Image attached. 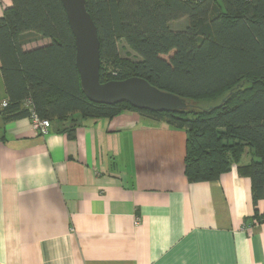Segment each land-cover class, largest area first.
<instances>
[{
  "label": "crops",
  "instance_id": "1",
  "mask_svg": "<svg viewBox=\"0 0 264 264\" xmlns=\"http://www.w3.org/2000/svg\"><path fill=\"white\" fill-rule=\"evenodd\" d=\"M74 119L71 139L0 112V264H264V197L236 164L190 182L184 129L128 109Z\"/></svg>",
  "mask_w": 264,
  "mask_h": 264
},
{
  "label": "trees",
  "instance_id": "2",
  "mask_svg": "<svg viewBox=\"0 0 264 264\" xmlns=\"http://www.w3.org/2000/svg\"><path fill=\"white\" fill-rule=\"evenodd\" d=\"M86 1L98 28L101 81L143 77L186 98L188 107L152 112L126 101L90 100L62 0H12L0 16L3 119L36 113L51 121V129L64 126L73 139L75 115L113 118L138 111L186 131L190 182L217 180L236 164L251 179L256 206L264 197V0ZM173 21L184 22L173 28ZM44 39L48 43L24 48ZM121 42L138 57L122 56ZM206 100L215 102L192 103ZM245 155L250 161H243ZM252 218L262 222L264 214L256 211Z\"/></svg>",
  "mask_w": 264,
  "mask_h": 264
},
{
  "label": "water",
  "instance_id": "3",
  "mask_svg": "<svg viewBox=\"0 0 264 264\" xmlns=\"http://www.w3.org/2000/svg\"><path fill=\"white\" fill-rule=\"evenodd\" d=\"M62 2L75 37L76 64L82 89L90 100L102 104L126 101L137 109L152 112L177 111L188 107L186 98L163 90L143 77L131 76L102 82L98 28L87 9V1Z\"/></svg>",
  "mask_w": 264,
  "mask_h": 264
},
{
  "label": "rangeland",
  "instance_id": "4",
  "mask_svg": "<svg viewBox=\"0 0 264 264\" xmlns=\"http://www.w3.org/2000/svg\"><path fill=\"white\" fill-rule=\"evenodd\" d=\"M184 21H173L172 22V27H176L179 26L181 24H183ZM38 43V42H37ZM119 48H120V53L122 56H129L130 58L136 59L138 56L136 55V53L134 52L133 49H131V47H129L125 42H121V44H119ZM244 84H246V82H243ZM220 99H218L217 101H219ZM215 101L212 100H206V101H201V102H194L192 101V103L194 105L197 106H209L212 105ZM243 161H250V156L249 155H245L243 157Z\"/></svg>",
  "mask_w": 264,
  "mask_h": 264
},
{
  "label": "built area",
  "instance_id": "5",
  "mask_svg": "<svg viewBox=\"0 0 264 264\" xmlns=\"http://www.w3.org/2000/svg\"><path fill=\"white\" fill-rule=\"evenodd\" d=\"M7 102L4 100L2 102V105H6ZM31 123L34 127V129L37 131V133L41 135H47L50 132L51 129V121L47 118H42L38 114L33 113L32 116L30 117ZM140 221V218H137V222Z\"/></svg>",
  "mask_w": 264,
  "mask_h": 264
}]
</instances>
